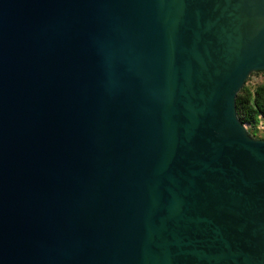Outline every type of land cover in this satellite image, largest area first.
Here are the masks:
<instances>
[{"label": "water", "instance_id": "1", "mask_svg": "<svg viewBox=\"0 0 264 264\" xmlns=\"http://www.w3.org/2000/svg\"><path fill=\"white\" fill-rule=\"evenodd\" d=\"M264 0H0V264H264Z\"/></svg>", "mask_w": 264, "mask_h": 264}, {"label": "trees", "instance_id": "2", "mask_svg": "<svg viewBox=\"0 0 264 264\" xmlns=\"http://www.w3.org/2000/svg\"><path fill=\"white\" fill-rule=\"evenodd\" d=\"M256 73L262 71L252 74ZM236 104L241 121L247 125L254 137L260 138L257 132L260 123L264 121V81L255 85L247 82L238 93Z\"/></svg>", "mask_w": 264, "mask_h": 264}, {"label": "rangeland", "instance_id": "3", "mask_svg": "<svg viewBox=\"0 0 264 264\" xmlns=\"http://www.w3.org/2000/svg\"><path fill=\"white\" fill-rule=\"evenodd\" d=\"M264 81V71H262V73H256V74H252L249 81H247L249 84L251 85H255L256 83L262 82ZM246 82V83H247ZM258 136L260 138H264V121H262L258 127Z\"/></svg>", "mask_w": 264, "mask_h": 264}, {"label": "flooded vegetation", "instance_id": "4", "mask_svg": "<svg viewBox=\"0 0 264 264\" xmlns=\"http://www.w3.org/2000/svg\"><path fill=\"white\" fill-rule=\"evenodd\" d=\"M253 73H254V72H253ZM251 75H252V74H251ZM251 75H250V77H251ZM250 77H249V78H250ZM249 78H248V79H249ZM247 81H248V80H247Z\"/></svg>", "mask_w": 264, "mask_h": 264}]
</instances>
